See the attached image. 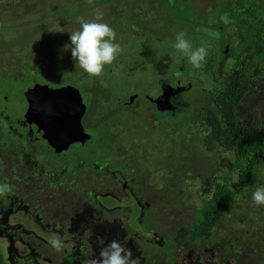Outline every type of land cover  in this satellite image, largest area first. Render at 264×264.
Instances as JSON below:
<instances>
[{
    "label": "flooded vegetation",
    "instance_id": "flooded-vegetation-1",
    "mask_svg": "<svg viewBox=\"0 0 264 264\" xmlns=\"http://www.w3.org/2000/svg\"><path fill=\"white\" fill-rule=\"evenodd\" d=\"M204 45L201 43L200 46ZM226 45L223 53L228 48ZM195 47L199 46L196 44ZM210 57L211 62L216 63V56L211 53ZM187 63L188 59L179 62L177 77L162 79L158 93L146 97L153 106L152 130L156 132H161L162 127L166 130L189 114L187 106L192 108L193 103L184 95L186 92L197 93L202 85L209 84L203 79L201 84L193 86L192 67ZM218 66L212 64L215 70ZM5 68L7 72L9 69H1L4 75L24 80L30 88L24 94L22 111H16L14 117L0 109V182L14 186V194L0 201L1 264H91L112 240H119L130 249L138 264H234L226 246L228 240L211 239L210 243L196 241L194 244L187 239L173 242L164 234V226L155 224L170 214V201L175 196L165 192L164 186L162 192H157L158 188L152 191L146 185L161 173V169H153L151 174L154 176L146 181L144 175L131 167L134 161L118 159V124L112 125L114 127L107 132L96 133L98 126L102 127L113 113L111 105L104 112H97L100 93L91 89L88 95H83L86 86L81 88L68 82L73 74L68 71L69 67L66 72L59 73L54 84L42 78L32 81L30 69L33 67L13 68L25 70V75L19 77L4 72ZM42 72L46 71L42 69ZM35 84L53 89H76L79 102L70 97L67 108L76 112L82 110L79 118L82 130L73 128L70 132L74 113L67 117L62 111L52 113L49 96H44L41 90L36 94L38 104L33 106ZM96 86L95 82L93 88ZM74 89L67 92L72 97ZM161 96L162 101L156 103L154 100ZM122 103L125 108L122 111L127 116L133 113L134 103L130 96ZM94 115L98 117L94 118ZM174 119L179 120L172 123ZM52 135L62 141L54 143ZM74 138L76 140L71 141ZM101 146H105L104 149ZM151 151L159 152L158 148ZM45 154L51 158L62 155V160L55 159L44 166L39 157ZM114 159L119 160V167L113 166ZM169 160L160 161H164L165 166ZM169 179L171 177L167 175L157 183L162 185ZM108 200L115 204H109ZM22 215L30 218L33 227H26L19 220L18 216ZM56 238H66L62 252L51 246V241Z\"/></svg>",
    "mask_w": 264,
    "mask_h": 264
},
{
    "label": "rangeland",
    "instance_id": "rangeland-1",
    "mask_svg": "<svg viewBox=\"0 0 264 264\" xmlns=\"http://www.w3.org/2000/svg\"><path fill=\"white\" fill-rule=\"evenodd\" d=\"M190 1L191 8L184 0H0V109L14 117L16 111H22L25 105L24 94L30 88L26 81L4 75L1 70L3 67L9 68L8 72L7 68L4 72L17 77L25 75V70H14L13 68L22 65L36 67L34 60L38 59L42 63H51V69L59 70L61 67H69L68 71L73 74L68 78V82L81 88L86 86L83 95L85 93L88 95L91 89L100 93L97 112H104L109 105L113 108L109 120L102 127L99 125L96 133L107 132L114 127L112 125L118 124V159L125 160L124 156H130L128 161H134L131 167L144 175L146 181L148 177L154 176L151 174L153 169H161V173L146 185H149L152 191L158 188L157 192H162L161 187L167 188V184L171 181L172 184H168L171 190L166 189L165 192L178 193L183 196L181 200H175L167 217H161V224L169 225V227L164 226V229L170 228L164 233L165 235L172 230L173 224L179 221L185 222L192 217V210L186 206L187 204L199 205L195 192H201L202 189L196 181L199 177L197 175L199 173L202 175L207 170L210 171L211 168L216 167L217 163H222L223 166L229 163L224 160L227 158H223L220 153L218 155L213 153L210 157L208 155L207 157L205 155L194 157L182 152V148L187 147L188 143L193 141L190 135L191 129L199 125L201 109L208 99L203 89L197 93L190 91L184 94L191 100L195 99L192 108L189 104L187 106L190 109L188 117L169 125L166 130L162 127L159 133L152 130L151 120L155 116L153 106L146 100V97L158 93L163 85L162 79L176 78L179 62L187 59L179 56L174 48L176 33L185 32L187 29L185 33L193 42L194 47L196 44H205L209 53H212V47L218 43L212 42L213 38H218L223 47L227 43L226 39L221 38L226 33L215 27L217 23L224 24L226 20L225 15L220 16L222 13L220 6L226 0ZM262 2L264 5V0ZM97 10L104 13L103 22L110 24L116 30L121 52L112 65L106 66L101 76L91 77L85 74L78 65H76L78 69L75 68L70 49L67 48H70V33L80 29L81 20H94ZM189 15L192 19L188 25L185 21L190 20ZM196 22L198 24L196 28L202 27L208 37L203 38L194 31L193 26L190 27ZM49 53L52 58L46 56ZM226 53H229V48ZM209 57L210 54L206 60ZM227 60L228 57H219L221 67ZM191 67L193 68L192 65ZM46 73L43 72V76ZM54 73L59 74L61 71H54ZM95 82L98 87L93 88ZM129 96L136 97L133 100V113L128 110L131 114L127 116V113L122 111L124 108L122 102ZM155 113H158L157 110ZM183 115L184 113L178 118ZM196 119V126H190L189 121L193 122L192 120ZM177 120L179 119L171 122L175 123ZM156 124L159 123L156 122ZM195 132L198 136H203L202 132L196 130ZM160 145H167V147ZM101 147L104 149L105 146ZM131 148L136 150L129 151ZM157 148L159 152L151 151ZM61 156L51 158L49 154H45L39 158L44 166H47L55 159L62 160ZM97 158L103 157L98 156ZM161 159L170 160L164 166V161L161 162ZM119 160L117 162V159H114V167H119ZM190 161L193 163L191 164ZM202 163L209 168L201 167ZM259 172H264V167ZM167 175L171 179L165 184L157 183ZM189 193H194V195H189ZM108 203L115 204L113 200H108ZM252 205L256 206L254 203ZM18 218L26 227H33L29 217L22 215ZM231 221L232 218L224 222L220 230L212 234V239L229 241L235 236L236 233L230 232ZM138 231L141 230L138 228ZM144 234L150 236L149 233ZM147 248L151 250L152 246Z\"/></svg>",
    "mask_w": 264,
    "mask_h": 264
},
{
    "label": "trees",
    "instance_id": "trees-1",
    "mask_svg": "<svg viewBox=\"0 0 264 264\" xmlns=\"http://www.w3.org/2000/svg\"><path fill=\"white\" fill-rule=\"evenodd\" d=\"M184 1L191 8V1ZM220 11V16L225 15L226 20L215 27L226 33L221 38L227 40L229 53H223L225 46L218 38H213L212 41L218 42L212 47L216 63L209 57L202 68L190 69L193 86L201 84L203 79L209 83L200 87L208 99L201 109L199 125L191 129L193 141L184 146L182 152L194 157L220 153L229 163L227 166L217 163L210 171L197 175L196 181L202 189L195 192L199 205L187 204L192 217L173 224L166 236L173 242L187 239L192 244L196 241L210 243L212 234L232 218L230 232L236 235L226 242V246L234 264H264V206H254L251 201L255 188L264 185V172H259L264 167V5L262 0H226ZM189 16L190 20L185 21L188 25L192 19ZM196 24L190 27L193 26L198 34H206L202 27L196 28ZM46 56L52 58L50 53ZM219 57H228L223 67L219 64ZM34 61L36 67L30 69L33 71L32 81L42 78L54 84L59 76L54 71L66 72V68L51 69V63ZM212 64H219L217 70ZM188 65H191L189 61ZM42 69L47 72L44 76ZM192 121L189 124L195 127L197 119ZM195 130L202 132L203 136H198ZM124 158L128 160L130 156ZM202 166L209 168L206 164ZM166 189H169L168 184ZM169 193L175 196L170 201L171 209L175 200H181L183 196ZM155 224L169 227L161 224V220Z\"/></svg>",
    "mask_w": 264,
    "mask_h": 264
},
{
    "label": "clouds",
    "instance_id": "clouds-1",
    "mask_svg": "<svg viewBox=\"0 0 264 264\" xmlns=\"http://www.w3.org/2000/svg\"><path fill=\"white\" fill-rule=\"evenodd\" d=\"M104 13L97 10L94 20H81L80 29L70 33V52L75 66L78 65L85 74L99 77L106 66L112 65L121 52L117 42V32L110 24L103 22ZM174 48L181 57H186L193 68H202L209 55L205 46L194 47L193 42L184 31L176 33ZM14 194V186L0 182V201ZM251 200L256 206H264V185L255 188ZM64 239L56 238L51 246L57 252H62ZM103 243V241H101ZM91 264H138L133 253L119 240H112L103 247L99 258L92 259Z\"/></svg>",
    "mask_w": 264,
    "mask_h": 264
},
{
    "label": "water",
    "instance_id": "water-1",
    "mask_svg": "<svg viewBox=\"0 0 264 264\" xmlns=\"http://www.w3.org/2000/svg\"><path fill=\"white\" fill-rule=\"evenodd\" d=\"M72 89H74V88L73 87H65V88H60V89H53L49 86H43V85L35 84L34 89H33L35 92L32 94V96H34L33 106L34 105L37 106L38 101L36 99V94H37L38 90H41L44 96H49L48 103L51 105L50 111L52 113H54L55 111H59V112L62 111L63 115L67 117L68 114L73 112L74 113V123H73V127H72V124H70V132L73 130V128L78 129V130H82V128L80 126V122H79V118L81 116L82 110H80L79 112L78 111L76 112L73 108L72 109L67 108L70 97L74 98L76 100V102H79V99H80L79 92L76 89H74V91H75L74 97H72L71 95H69L67 93L69 90H72ZM135 97L136 96H131L130 101H133V99ZM161 98H162V96L157 98L154 101L156 103H158L159 101H162ZM41 99L43 101V98H41ZM69 135L75 136L73 133H70ZM53 136L54 135H52V138H53ZM46 137L49 138V140L51 141V137L49 135H46ZM75 140H76V138L72 139L71 141H75ZM57 141H62V140L60 138H58L57 135H55L53 138V142L56 143ZM64 142H66L68 144V142L66 140ZM66 143H62L61 145H67Z\"/></svg>",
    "mask_w": 264,
    "mask_h": 264
}]
</instances>
